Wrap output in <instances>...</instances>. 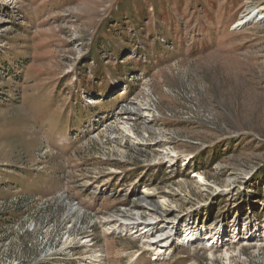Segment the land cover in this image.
Here are the masks:
<instances>
[{
    "label": "rangeland",
    "instance_id": "rangeland-1",
    "mask_svg": "<svg viewBox=\"0 0 264 264\" xmlns=\"http://www.w3.org/2000/svg\"><path fill=\"white\" fill-rule=\"evenodd\" d=\"M263 4L0 0V264H264Z\"/></svg>",
    "mask_w": 264,
    "mask_h": 264
},
{
    "label": "bare ground",
    "instance_id": "bare-ground-1",
    "mask_svg": "<svg viewBox=\"0 0 264 264\" xmlns=\"http://www.w3.org/2000/svg\"><path fill=\"white\" fill-rule=\"evenodd\" d=\"M255 10L257 11V13H255ZM258 14H260L261 16H264V4L261 5L260 7H258L257 9H254V10L244 14L241 17V19L237 21V26L247 23L248 21H250V20L254 19L256 16H258ZM143 191L144 192H150V188L147 187ZM142 208L146 210V211L144 210L145 212L153 211V208H151V207H149L147 205L142 206ZM123 216H124V214L122 213L121 217H123ZM129 217H131V216H129ZM131 218H132V220H130V222L121 221L119 226H118L119 227L118 229L123 228V230H125V229L133 230V229L139 228L140 225H141L139 220L137 218L133 217V216ZM117 220H118V218H117ZM147 226H151L152 227L153 224L152 223H146L145 226H143L142 230L144 231ZM138 230H136V232H138ZM147 231L148 230H146L145 232H147ZM187 234H188L189 237H191L190 235L195 236L193 238L194 241H196V240H203L204 241L205 238H208V240H210L209 238L213 239V238L219 237L221 235V230H219V229L216 230V227H213V228H211V229H209V230L204 232V230L198 226L196 229H194L193 231L191 230ZM204 235H206V236H204ZM167 243H168V240H165V244H163L162 246L160 245V246H158L156 248L159 251L158 254H161L162 251L165 249V247L166 248L168 247V246H165V245H167ZM96 262H97V264H103L104 261H103V259H100V260H98Z\"/></svg>",
    "mask_w": 264,
    "mask_h": 264
}]
</instances>
